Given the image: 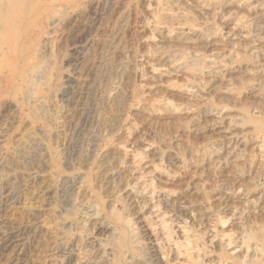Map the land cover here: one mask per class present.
<instances>
[{
	"label": "rangeland",
	"instance_id": "374dc122",
	"mask_svg": "<svg viewBox=\"0 0 264 264\" xmlns=\"http://www.w3.org/2000/svg\"><path fill=\"white\" fill-rule=\"evenodd\" d=\"M0 26V264H264V0H0Z\"/></svg>",
	"mask_w": 264,
	"mask_h": 264
},
{
	"label": "bare ground",
	"instance_id": "6f19581e",
	"mask_svg": "<svg viewBox=\"0 0 264 264\" xmlns=\"http://www.w3.org/2000/svg\"><path fill=\"white\" fill-rule=\"evenodd\" d=\"M21 1V0H20ZM17 3V2H16ZM19 4H23V2L21 3H17V4H15V5H18L19 7L21 6V5H19ZM25 4V3H24ZM9 6H11V5H9ZM14 6V5H13ZM24 6V5H23ZM19 7H17V8H19ZM26 7V6H25ZM21 8H22V6H21ZM15 9V10H14ZM13 10L14 11H16V7L14 8ZM13 10H11L12 11V13H14V11ZM10 11V10H9ZM17 12V11H16ZM37 12V11H36ZM12 13L10 14V15H12ZM18 13V12H17ZM17 13H15V14H17ZM20 13L21 12H19V15H20ZM14 14V16H16ZM18 15V14H17ZM14 16H12V17H14ZM23 16V15H22ZM10 18V17H9ZM16 18H17V16H16ZM15 18V19H16ZM22 19H21V21H23V17H21ZM13 19V18H12ZM18 19V18H17ZM16 19V20H17ZM20 19H18V21H19ZM6 22V21H5ZM11 23H12V21H11ZM20 23V22H19ZM22 24V23H21ZM16 25V24H15ZM1 28H0V68H1V65H2V63H4V61L6 60V61H8L6 58L8 57V56H10L12 53H14V52H17L18 51V49L16 50V48L14 47V44H12V43H10V38H9V36L7 37L6 36V34H9L8 32H9V30L7 29V28H2V26H0ZM5 27H6V25H5ZM13 29V28H12ZM30 32V31H29ZM39 32V31H38ZM30 34V33H29ZM33 38V37H32ZM13 39V38H12ZM27 39V38H26ZM14 40V39H13ZM13 40L11 41V42H13ZM29 40V39H28ZM33 40V39H32ZM25 42V41H24ZM29 43V42H28ZM27 43V44H28ZM33 43V42H32ZM24 44V43H23ZM24 48H25V45L23 46ZM24 50V49H23ZM23 53V52H22ZM33 59V58H32ZM5 61V62H6ZM14 61V60H13ZM27 62H29V61H27ZM7 63V62H6ZM5 63V64H6ZM9 63V62H8ZM23 63V62H22ZM31 63V62H30ZM176 63V62H175ZM4 64V65H5ZM177 64V63H176ZM16 66V65H15ZM33 67V66H32ZM31 67V68H32ZM37 66H35V68H34V71L36 70V72H37V69L39 68V66H38V68H36ZM2 68H4L3 66H2ZM41 68V67H40ZM39 68V69H40ZM33 69V68H32ZM9 71V70H8ZM33 71V70H32ZM29 72V71H28ZM10 73H11V69H10ZM9 73V74H10ZM33 74V73H32ZM40 74V73H39ZM44 74H46V73H44ZM7 75V74H6ZM12 75V74H11ZM10 75V76H11ZM2 76V75H1ZM9 76V75H8ZM37 76V75H36ZM46 76V75H45ZM4 77V76H3ZM47 77H49L48 75H47ZM5 78V77H4ZM3 78V79H4ZM12 77H10V80H11V82H12V79H11ZM35 78V77H34ZM6 79H7V81H8V78H7V76H6ZM49 79H50V77H49ZM48 79V80H49ZM1 81V80H0ZM9 82V81H8ZM10 82V83H11ZM2 83H5V82H3L2 81ZM9 83V84H10ZM43 83V82H42ZM47 83H48V81H47ZM7 84V83H6ZM6 84H4V87H5V85ZM1 85V84H0ZM39 88V87H38ZM38 88H37V93L39 92L38 91ZM11 89V88H10ZM29 89V88H28ZM1 90H2V88H1ZM1 90H0V92H1ZM2 92H3V90H2ZM33 92V91H32ZM66 97V96H65ZM30 98V97H29ZM30 100V99H29ZM75 152V151H74ZM82 153V152H81ZM72 183V182H71ZM66 188H67V186H66ZM124 188V187H123ZM129 189V188H128ZM122 191H124V193H125V197L124 198H126L125 200H127L128 198L130 199V194H129V192L127 191V189H124V190H122ZM119 192V191H118ZM124 195V194H123ZM132 196V195H131ZM13 202V201H12ZM71 205V204H70ZM69 215V214H68ZM71 216H72V214H70ZM66 217V216H65ZM69 217V216H68ZM129 222H130V220H129ZM140 222V221H139ZM102 229V228H101ZM114 232V231H113ZM139 233V232H138ZM145 233V232H144ZM112 234V233H111ZM135 235V234H134ZM137 237V236H136ZM139 237V236H138ZM147 237V236H146ZM143 238V237H142ZM148 238V237H147ZM5 239V238H4ZM149 239V238H148ZM136 241V240H135ZM139 241V240H138ZM147 241V240H146ZM137 242V241H136ZM13 243V242H12ZM149 243V242H148ZM148 246H151L150 248H151V250H152V252L153 253H155L156 252V250H154V247H156V246H154L152 243H149L148 244ZM24 249V248H23ZM67 249V248H66ZM68 252V251H67ZM69 256V255H68ZM155 257H157V256H155ZM158 264H160V260H158ZM162 264V263H161Z\"/></svg>",
	"mask_w": 264,
	"mask_h": 264
}]
</instances>
